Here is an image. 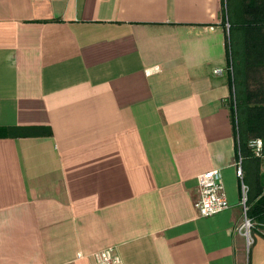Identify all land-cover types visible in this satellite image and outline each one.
Returning <instances> with one entry per match:
<instances>
[{"label": "crops", "instance_id": "0c3cea01", "mask_svg": "<svg viewBox=\"0 0 264 264\" xmlns=\"http://www.w3.org/2000/svg\"><path fill=\"white\" fill-rule=\"evenodd\" d=\"M223 4L0 0V264L108 246L124 264H264V225L239 230ZM239 26L262 88L260 27ZM215 168L230 207L202 217L196 176Z\"/></svg>", "mask_w": 264, "mask_h": 264}, {"label": "trees", "instance_id": "16d2710c", "mask_svg": "<svg viewBox=\"0 0 264 264\" xmlns=\"http://www.w3.org/2000/svg\"><path fill=\"white\" fill-rule=\"evenodd\" d=\"M223 19L228 23L227 49L230 54L234 86V129L238 156L247 186L246 216L264 225V172L260 157L248 145L259 137L264 152V87L249 88L245 59L244 29L239 25L254 21L260 27V45L264 46V0H224ZM264 65V64H263Z\"/></svg>", "mask_w": 264, "mask_h": 264}, {"label": "built area", "instance_id": "2783aa9c", "mask_svg": "<svg viewBox=\"0 0 264 264\" xmlns=\"http://www.w3.org/2000/svg\"><path fill=\"white\" fill-rule=\"evenodd\" d=\"M220 70L216 69L214 72L218 73ZM248 145L253 154L261 159H264L263 142L259 137L251 138L248 141ZM236 175L242 180L243 171L241 167V161L239 158L236 166ZM198 197L194 201V207L198 211V214L202 217H209L219 212H222L230 207L229 200L226 196L224 189V183L222 180V174L220 169L215 168L205 172H202L196 176ZM247 186L242 182V193L240 196V205L244 212V219L239 226V230L248 236V243H251L249 239L250 230L254 225L249 217L246 216L247 211ZM81 256V253H78ZM95 264H124L123 259L115 246H108L100 250L94 251L89 254Z\"/></svg>", "mask_w": 264, "mask_h": 264}, {"label": "rangeland", "instance_id": "374dc122", "mask_svg": "<svg viewBox=\"0 0 264 264\" xmlns=\"http://www.w3.org/2000/svg\"><path fill=\"white\" fill-rule=\"evenodd\" d=\"M262 169H263V172H264V159L262 160ZM251 230H252V228H251Z\"/></svg>", "mask_w": 264, "mask_h": 264}]
</instances>
